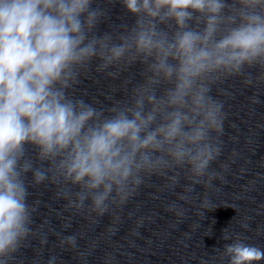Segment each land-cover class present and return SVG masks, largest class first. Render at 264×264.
I'll return each mask as SVG.
<instances>
[{"label":"clouds","instance_id":"9594fccd","mask_svg":"<svg viewBox=\"0 0 264 264\" xmlns=\"http://www.w3.org/2000/svg\"><path fill=\"white\" fill-rule=\"evenodd\" d=\"M92 2L0 0V264L34 234L29 172L36 184L53 173L78 187L70 206L100 215L123 203L143 173L184 170L193 186L210 180L222 105L209 82L264 67V0H122L135 25L102 36L94 30L104 12ZM93 60L99 70L146 65L129 101L103 109L69 92ZM66 240L75 246V236ZM223 256L258 264L264 250L236 240Z\"/></svg>","mask_w":264,"mask_h":264}]
</instances>
